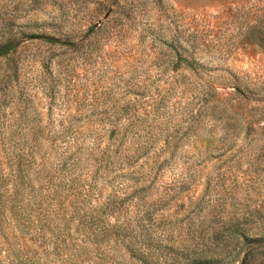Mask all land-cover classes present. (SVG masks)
<instances>
[{
	"label": "rangeland",
	"instance_id": "374dc122",
	"mask_svg": "<svg viewBox=\"0 0 264 264\" xmlns=\"http://www.w3.org/2000/svg\"><path fill=\"white\" fill-rule=\"evenodd\" d=\"M0 264H264V0H0Z\"/></svg>",
	"mask_w": 264,
	"mask_h": 264
}]
</instances>
